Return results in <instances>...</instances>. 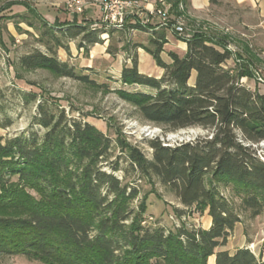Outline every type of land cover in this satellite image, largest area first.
<instances>
[{
  "label": "trees",
  "instance_id": "obj_1",
  "mask_svg": "<svg viewBox=\"0 0 264 264\" xmlns=\"http://www.w3.org/2000/svg\"><path fill=\"white\" fill-rule=\"evenodd\" d=\"M169 3L170 15L187 18L189 0ZM14 6L40 15L24 1H10L0 7V18ZM40 19L54 43L47 51L25 53L17 67L108 86L84 74L93 68L77 69L58 57L60 48L69 51L65 41L79 40L78 48L89 54L104 43L105 29L91 27L79 14L53 25ZM134 19V29L152 32L150 45L135 49L149 54L164 74L141 73L136 56L123 67L120 82L148 91L117 94L149 124L171 131L199 127L209 135L176 145L148 141L151 158L121 137L116 146L139 180L159 182L186 209L208 211L211 227L152 223L146 201L139 200L138 180L127 182L130 170L122 168L121 157L112 160L113 141L94 125L69 117L53 98L39 101L30 92L22 95L24 104H38L29 128L0 137V258L25 256L43 264H210L215 256V264H264L249 248L223 249L241 215L221 191L230 188L252 218L264 211V82L257 81L248 62L226 68L233 57L228 40L201 30L190 31L184 55L169 51L168 62L163 58L166 29ZM0 29L5 31L1 24ZM243 77L254 80L255 89L242 83ZM7 120L0 128L12 125ZM120 171L124 178L116 175ZM176 212L180 219L186 214Z\"/></svg>",
  "mask_w": 264,
  "mask_h": 264
},
{
  "label": "rangeland",
  "instance_id": "obj_2",
  "mask_svg": "<svg viewBox=\"0 0 264 264\" xmlns=\"http://www.w3.org/2000/svg\"><path fill=\"white\" fill-rule=\"evenodd\" d=\"M10 1H24L36 8L41 16L23 6H14L3 12V18H0V24L5 28L4 32H7L8 27H12L16 34V37L11 38V55L0 59V123H6L7 119L12 121L10 127L0 128V137H13L29 128L37 112L38 102L25 105L22 100L23 94L35 92L39 101L43 97H51L66 110L69 117L94 125L113 141L112 160L121 157L122 168L130 170L126 176L127 182L138 180L137 183L142 189L139 200L146 201L147 216L153 217L152 223L162 222L163 225L173 228L174 223L180 224L181 221H185L189 225L206 228L210 219L208 211L202 213L196 208L186 209L175 197L168 194L159 182L153 186L145 180H139L137 172L131 171L126 157L122 156L116 146V139L121 137L151 158L152 150L148 146V141L159 138L166 145H176L209 135L207 130L199 127L171 131L149 124L141 118L134 107L117 94L121 89L148 91L146 88L127 86L120 82L121 68L125 65L131 66L133 58L139 57V53L142 55L141 61L139 60L140 71L158 78L163 76L164 71L156 65L153 58H146L143 49H135V46L140 44L149 46L152 32L149 31L146 35L145 32L134 29L132 27V23H136L134 18H128L122 29L102 25L101 0H84V11L79 14L80 19H88L93 28L97 23L101 29H105V34L101 36L104 43L91 47L90 53L85 54L84 50L78 48L79 40L70 46L65 41L69 51L60 48L58 57L77 69L93 68L91 71H84V74H88L98 85H108L88 86L69 78H59L43 69L28 71L16 65L19 57L25 53L34 49L47 51V47L53 45L51 36L45 35L47 28L40 18L44 17L50 25H53L56 19L62 22L71 20L75 14L67 7L68 0H0V7ZM142 3L156 6L161 0H142ZM164 3L171 6L169 0H164ZM202 18L198 24L195 19L187 18L188 30L192 32L201 30L225 37L228 40L225 44L233 53L232 59L225 67L239 68L248 62L251 66L250 71L257 81L264 82V24L258 11L251 6L240 5L234 0H216L215 3L210 2V7L203 13ZM185 39L182 37L180 42L171 41L166 45L163 58L170 61L167 55L169 51L184 55ZM241 82L255 89L254 80L243 77ZM145 129L156 132L149 134ZM260 147H264V144L261 143ZM107 170L110 168L107 167ZM116 175L120 178L125 177L122 171ZM153 190L156 193H150ZM221 191L241 215V222L223 249L234 252L238 248L246 247L257 256H262L264 260V211L260 216L252 218L250 212L240 207L239 197L230 188H221ZM135 204H138V200ZM176 209L186 213L182 216L183 219H180ZM0 264L43 263L25 256H10L0 258ZM210 264H214V260H211Z\"/></svg>",
  "mask_w": 264,
  "mask_h": 264
},
{
  "label": "built area",
  "instance_id": "obj_3",
  "mask_svg": "<svg viewBox=\"0 0 264 264\" xmlns=\"http://www.w3.org/2000/svg\"><path fill=\"white\" fill-rule=\"evenodd\" d=\"M83 1L68 0L66 4L73 14H82L84 11ZM100 6L103 13V25L122 29L128 18L136 17L143 26H157L156 30L164 28L179 37H190L187 18L170 15L169 6L164 3V0H161V7L150 3L144 5L139 0H101ZM95 27H99V25L96 23ZM6 56L8 55H3V59Z\"/></svg>",
  "mask_w": 264,
  "mask_h": 264
},
{
  "label": "crops",
  "instance_id": "obj_4",
  "mask_svg": "<svg viewBox=\"0 0 264 264\" xmlns=\"http://www.w3.org/2000/svg\"><path fill=\"white\" fill-rule=\"evenodd\" d=\"M210 1L211 0H189L190 2V8L187 14V18H193L196 20H200L203 17V13H205L206 10H208V8L210 7ZM236 1L238 4L240 5H247V6H251L254 9H256L260 15L261 21L264 24V0H234ZM203 19V18H202ZM160 29H157V31ZM166 34H167V40L169 41V43L171 41H178L180 42V40L174 36V34H172L170 31L165 30ZM146 35H148L149 33L145 32ZM12 37H16V34L14 32V30L12 29V27H8L7 32H2V30L0 29V59L3 57V55H11V38ZM74 41L69 42V46L73 45ZM168 43V44H169ZM167 44V45H168ZM184 48H185V53L187 51V44L184 43ZM15 47V45L13 46V48ZM138 59L141 61L142 59V55L141 53L138 54ZM145 56L146 58H152L149 54H147L145 52ZM123 67L121 68L120 73L122 72ZM162 70V69H161ZM141 73L145 74L144 72L140 71ZM149 75V74H148ZM212 225V218L210 217L209 221H208V226L206 228L203 229H209ZM211 260H214V264L216 261V257L212 256L209 259V262Z\"/></svg>",
  "mask_w": 264,
  "mask_h": 264
},
{
  "label": "bare ground",
  "instance_id": "obj_5",
  "mask_svg": "<svg viewBox=\"0 0 264 264\" xmlns=\"http://www.w3.org/2000/svg\"><path fill=\"white\" fill-rule=\"evenodd\" d=\"M145 130H146V132L149 133V134H153V133L156 132V131H151L150 129H145Z\"/></svg>",
  "mask_w": 264,
  "mask_h": 264
}]
</instances>
